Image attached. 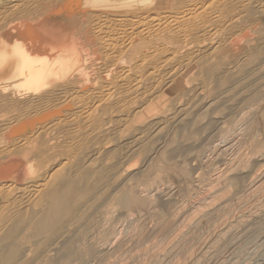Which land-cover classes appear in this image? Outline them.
Listing matches in <instances>:
<instances>
[{
	"label": "bare ground",
	"instance_id": "6f19581e",
	"mask_svg": "<svg viewBox=\"0 0 264 264\" xmlns=\"http://www.w3.org/2000/svg\"><path fill=\"white\" fill-rule=\"evenodd\" d=\"M263 219L264 0H0V264H204Z\"/></svg>",
	"mask_w": 264,
	"mask_h": 264
},
{
	"label": "rangeland",
	"instance_id": "374dc122",
	"mask_svg": "<svg viewBox=\"0 0 264 264\" xmlns=\"http://www.w3.org/2000/svg\"><path fill=\"white\" fill-rule=\"evenodd\" d=\"M9 3H14V1H13V2L11 1V2H9ZM263 221H264V219L261 220V223H259L258 225L261 226L262 224H264ZM260 224H261V225H260ZM256 226H257V225H256ZM259 226L254 227V225H253V226L250 228L252 231H249V233H248V232H247V233H246V232H243L242 230H241V231H238V230H240V229L236 230V231H235V238L237 237V236H236V234H237L236 232H238V233L240 232V233H239L240 236H241V234H243L241 237H240V236L237 237V240L234 239V238L232 237L235 241H238V242H235V241L233 240V241H234V243H233V241H232L231 239L228 240V241H232V244H231V242H229V244H231V245L233 246V248L235 249V251H234V249H232V246H230V247L228 246L229 244H227V241H226V243H224V245L226 244V247H227V248L224 246V247L226 248V249H225L224 247L220 246L221 248H220V247L218 248L217 253H216V251H215L214 254H212V255H214L216 258H215L214 256L211 255L212 257L209 256V258H207V259L205 260L204 264H205V263H206V264H213L214 262H215L214 264H217V263H218V264H222V263H224L225 261H224V260H220V258H222V256H223V258L225 259V257H226L227 255H228V256H227V259H226V262H225L226 264H230L231 261H232L231 264H233V262H235V264H246V263H247V264H256V263H257V264H259V263L264 264V248H263L264 246H263V247H261V245L257 246V245H258V242H259V240H260V238L262 239V240L260 241L261 244H264V243L262 242V241H263V238H264V234H263L264 229H261V230H263V232L261 233V232H260V227H259ZM263 226H264V225H263ZM263 226H262V228H264ZM257 228H259V229L257 230ZM255 229H256L257 231H256ZM258 231H259V232H258ZM250 232H251L253 235H252ZM254 232H255V233H254ZM256 232H258V235H259V234H263V235H262V236H257ZM245 233H246V234H245ZM247 234H248V236H249V234H250L251 237L248 238V237H247ZM255 234H256V235H255ZM237 235H238V234H237ZM233 236H234V235H233ZM243 236H244L245 238H244ZM256 236H257V239H258V240L256 239ZM242 237H243V238H242ZM259 237H260V238H259ZM238 238H239V239H238ZM246 238H247L250 242H251V241H253V242L257 241V242H256V245H255V243H252V242H251V243H252V246H251V245H250L251 243H250ZM240 239H241V240H240ZM244 239H245V241H244ZM253 239H254V240H253ZM239 240H240L241 242L244 241V243H245L246 241H248L249 244L246 242V243H245V246H244V243H241ZM239 242H240V243H239ZM260 242H259V244H260ZM237 243H239V244H237ZM235 244H236V245H239V246H236ZM242 244H243V245H242ZM253 244H254L255 246H257V247L255 248ZM214 245H215V244H214ZM241 245H242V246H241ZM246 245H248V246L250 245L251 247H250V246H249V247L251 248V250L254 248V250H252V251H254V252H255L256 249H257V250L259 249V250L255 252L256 254H255L254 252L251 253L250 248H249L248 246H246ZM234 246H235V247H234ZM237 247H240V248H238V250H237L238 253H236V252H237V251H236ZM245 247H248L247 250H246ZM230 248H231V249H230ZM241 248H245V249H242V250H243V253H242V251H241L240 253H242V254H239V250H240ZM260 248H261V249H260ZM220 249H223V250H220ZM228 249H229V250H228ZM248 249H249L250 252H248ZM224 250H228V251L226 252V251H224ZM244 250H245V251H244ZM260 250H261V251H260ZM222 251L224 252L223 255H222V253H223ZM229 251H230V252L232 251V252L230 253ZM233 251H234V253H233ZM259 251H260V252H259ZM262 251H263V252H262ZM245 252H246V254H244ZM257 252H259L260 254L257 253ZM226 253H227V255H225ZM228 253H229V254H228ZM232 253H233V254H232ZM215 254H216V255H215ZM217 254H218L219 256H218ZM231 254H232V255H231ZM236 254H238V256L240 255L239 258H238V256H236ZM253 254H254L255 256H254ZM262 254H263V255H262ZM221 255H222V256H221ZM224 255H225V256H224ZM233 255H234V256H233ZM259 255H260V256H259ZM220 256H221V257H220ZM247 256H248V257H247ZM253 256H254V257H253ZM261 256H262V257H261ZM231 257H232V258H231ZM246 257H247L248 259H247ZM249 257H250V258H249ZM256 257H257V258H256ZM223 258H222V259H223ZM228 258H229V259H228ZM230 258H231L232 260H231ZM254 258H256V259H254ZM217 259H218V260H217ZM208 260H210V261L213 260L214 262H211V263H210ZM215 260H216V261H215ZM238 260H239V261H238ZM241 260H242V261H241ZM228 261H229V262H228ZM243 261H244V262H243ZM255 261H256V262H255ZM219 262H220V263H219ZM221 262H222V263H221ZM254 262H255V263H254ZM225 263H224V264H225Z\"/></svg>",
	"mask_w": 264,
	"mask_h": 264
}]
</instances>
